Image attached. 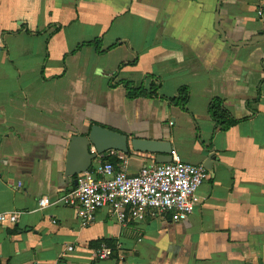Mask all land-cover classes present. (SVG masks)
<instances>
[{"label": "crops", "instance_id": "crops-1", "mask_svg": "<svg viewBox=\"0 0 264 264\" xmlns=\"http://www.w3.org/2000/svg\"><path fill=\"white\" fill-rule=\"evenodd\" d=\"M219 1L0 0V213H20L0 224V264H264V0L221 4L227 39L263 37L246 45L216 30ZM121 81L160 95L129 99ZM181 89L186 109L171 101ZM214 99L239 124L221 131ZM95 123L169 142L195 166L213 153L193 214L121 225L107 208L89 223L60 202L40 209L75 189L70 139ZM119 156L93 165L157 164ZM101 242L112 258H94Z\"/></svg>", "mask_w": 264, "mask_h": 264}, {"label": "built area", "instance_id": "built-area-1", "mask_svg": "<svg viewBox=\"0 0 264 264\" xmlns=\"http://www.w3.org/2000/svg\"><path fill=\"white\" fill-rule=\"evenodd\" d=\"M110 157H118L121 152L111 150ZM171 162L152 164L137 174L129 175L110 161H100L93 171L77 176V185L57 202L49 197L39 200V208L44 209L56 203L77 210L83 222L93 221L104 208L110 210L118 223H142L149 218H159L173 213L177 221L187 220L196 207V194L208 180L209 172L204 166L183 162L176 151L171 153ZM20 213H0V224L13 225ZM69 246L67 252L73 251ZM115 249L101 243L94 253L96 260L113 257Z\"/></svg>", "mask_w": 264, "mask_h": 264}, {"label": "water", "instance_id": "water-1", "mask_svg": "<svg viewBox=\"0 0 264 264\" xmlns=\"http://www.w3.org/2000/svg\"><path fill=\"white\" fill-rule=\"evenodd\" d=\"M224 0H220L217 6L216 30L221 34L223 40L227 43L246 45L254 44L259 38L254 37L252 41L243 43H234L230 38L227 39L226 33L220 28V9ZM94 149V153L91 151ZM115 150L125 155L132 152L149 153L155 155L157 164L171 162L173 147L166 141H157L132 137L124 133L117 132L108 127L93 124L87 127L83 133L74 134L70 139L69 155L65 174L67 177L77 178V176L86 171L92 172L93 162L107 152ZM215 155L212 153L204 163L206 169H211L214 163Z\"/></svg>", "mask_w": 264, "mask_h": 264}, {"label": "trees", "instance_id": "trees-1", "mask_svg": "<svg viewBox=\"0 0 264 264\" xmlns=\"http://www.w3.org/2000/svg\"><path fill=\"white\" fill-rule=\"evenodd\" d=\"M93 46H96L99 48L100 46V40H97L95 42L89 43ZM121 84H124V87L127 89V95L129 99H137V98H155L159 97V90L160 85H155L151 87L150 89H144V88H135L128 82H120ZM189 100V91L187 89H181L179 97L176 99H172L171 101L177 105H180L182 108L186 109L188 105ZM209 113L214 122L216 123L217 127L223 131L226 132L239 124V120L235 119L232 114L229 113V111L226 109L224 101L221 99H214L209 105ZM110 161L111 159H104L103 161ZM106 243L110 247L116 250V246H114L111 243L108 242H101Z\"/></svg>", "mask_w": 264, "mask_h": 264}]
</instances>
